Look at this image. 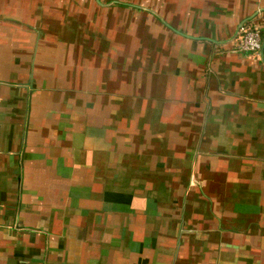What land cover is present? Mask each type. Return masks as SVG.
<instances>
[{
    "label": "crops",
    "instance_id": "0c3cea01",
    "mask_svg": "<svg viewBox=\"0 0 264 264\" xmlns=\"http://www.w3.org/2000/svg\"><path fill=\"white\" fill-rule=\"evenodd\" d=\"M264 0H0V264H264Z\"/></svg>",
    "mask_w": 264,
    "mask_h": 264
},
{
    "label": "built area",
    "instance_id": "2783aa9c",
    "mask_svg": "<svg viewBox=\"0 0 264 264\" xmlns=\"http://www.w3.org/2000/svg\"><path fill=\"white\" fill-rule=\"evenodd\" d=\"M240 42L238 50L260 55L264 48L263 32L252 22L243 23L239 29Z\"/></svg>",
    "mask_w": 264,
    "mask_h": 264
}]
</instances>
